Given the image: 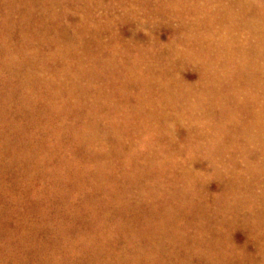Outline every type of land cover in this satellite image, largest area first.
Segmentation results:
<instances>
[{
    "label": "rangeland",
    "instance_id": "1",
    "mask_svg": "<svg viewBox=\"0 0 264 264\" xmlns=\"http://www.w3.org/2000/svg\"><path fill=\"white\" fill-rule=\"evenodd\" d=\"M136 1L0 0V7L3 8H0V13L3 12L2 16L0 14V264H11L12 261V264H115L107 261L106 250L103 249L107 246V234L112 235V242L119 249L124 248L127 242L141 246L151 234L175 235L173 239L163 240L161 248L168 253L173 250L179 261L181 259V264H264V176L261 174L264 173V79L261 80L264 78V43L254 42L257 40L255 37L248 38L246 34L253 37L254 32L249 33L243 27L245 22L250 27L255 25L264 36V0ZM212 3H219L221 7L217 5L220 7L217 8ZM93 6L98 8L93 9ZM239 10L242 11L241 17ZM107 17L109 20H106ZM215 25L219 26L216 28ZM95 26L99 31L93 29ZM118 34L120 37H116ZM194 60H198V64ZM193 66L200 68L202 73ZM187 82L195 84L190 86ZM256 123H260L261 128ZM242 158L245 159L243 164ZM226 167L228 170H225ZM126 205L133 207L127 208ZM174 209H177L176 213ZM52 210L55 212L52 213ZM218 213H221L220 216ZM216 233L224 234L220 236ZM189 251L191 253L187 254ZM61 255L63 260L59 258Z\"/></svg>",
    "mask_w": 264,
    "mask_h": 264
},
{
    "label": "bare ground",
    "instance_id": "2",
    "mask_svg": "<svg viewBox=\"0 0 264 264\" xmlns=\"http://www.w3.org/2000/svg\"><path fill=\"white\" fill-rule=\"evenodd\" d=\"M56 1V0H55ZM65 1V0H64ZM92 1V0H91ZM105 1V0H104ZM107 2H108V0H106ZM126 1V0H125ZM131 1V0H130ZM136 1V0H135ZM139 1V0H138ZM138 1H136V3L138 2ZM150 1V0H149ZM232 1V0H231ZM234 1H236V0H234ZM52 2V1H51ZM141 2V1H140ZM143 2V1H142ZM147 2V1H146ZM153 2V1H152ZM214 2V1H213ZM216 2V1H215ZM240 2V1H239ZM238 2V3H239ZM243 2V1H242ZM58 3V2H57ZM118 3V2H117ZM120 3V2H119ZM135 3V2H134ZM209 3V2H208ZM234 4H235V2H233ZM237 3V2H236ZM245 4H246V2H244ZM53 4V3H52ZM107 4H109V3H107ZM212 4H214V3H212ZM224 4V3H223ZM234 4H233V6H234ZM241 4V3H240ZM65 5H66V3H65ZM77 5V4H76ZM75 5V6H76ZM97 5V4H96ZM120 5V4H119ZM132 5V4H131ZM214 5H216V4H214ZM217 5H219V3L217 4ZM216 5V7L218 8L219 6H217ZM236 5H238V4H236ZM2 6V5H1ZM55 6H56V4H55ZM82 6V5H81ZM80 6V7H81ZM146 6H147V3H146ZM229 6V5H228ZM78 7L79 6H77V8L76 9H78ZM94 8L93 9H95V7L96 8H98L97 6H93ZM102 7V6H101ZM172 7V6H171ZM221 7V6H220ZM219 7V8H220ZM227 7V6H226ZM232 7V6H231ZM0 8H2V7H0ZM54 8H56V7H54ZM58 8H62V7H58ZM106 8V7H105ZM176 8V7H175ZM174 8V9H175ZM195 8V7H194ZM216 8V9H217ZM3 9V8H2ZM80 9V8H79ZM130 9V8H129ZM204 9V8H203ZM223 8H221V10H222ZM228 9V8H227ZM70 10V9H69ZM86 10V9H85ZM206 10V9H205ZM204 10V11H205ZM214 10V9H213ZM4 11V10H3ZM55 11V10H54ZM53 11V12H54ZM58 11H59V9H58ZM72 12H74V10H71ZM96 11V10H95ZM103 11H104V9H103ZM106 11V10H105ZM104 11V12H105ZM229 11V10H228ZM237 11V10H236ZM246 11V10H245ZM245 11H244V13H245ZM38 12V11H37ZM50 12V11H49ZM108 12H110V11H108ZM111 12H113V11H111ZM166 12V11H165ZM213 12V11H212ZM231 12V11H230ZM239 12H240V17H241V13H242V11L241 10H239ZM1 13H3V12H1ZM0 13V14H1ZM44 13V12H43ZM52 13V12H51ZM76 13V12H75ZM84 13V12H83ZM103 13V12H102ZM120 13H122V12H120ZM53 14V13H52ZM85 14H87V11H86V13ZM96 14V13H95ZM111 14V13H110ZM110 14H109V16H110ZM202 14V13H201ZM214 14V13H213ZM230 14V13H229ZM231 14H232V12H231ZM233 14H235V13H233ZM239 14V13H238ZM45 15V14H44ZM79 15V14H78ZM103 15V14H102ZM105 15V14H104ZM215 15V14H214ZM219 15H220V13H219ZM237 15V14H236ZM244 15V14H243ZM1 16H2V14H1ZM20 16H21V12H20ZM55 15H53V17H54ZM60 16H62V15H60ZM84 16V15H83ZM108 16V17H109ZM200 16V15H199ZM204 16V15H203ZM221 16V15H220ZM223 16V15H222ZM41 17V16H40ZM89 16H87V18H88ZM108 17H107V19L106 20H109L108 19ZM147 17H148V15H147ZM235 17V16H234ZM84 18H85V16H84ZM100 18V20H101V17H99ZM106 18V17H105ZM216 18V17H215ZM239 18V17H238ZM98 19V18H97ZM132 19V18H131ZM151 19V18H150ZM155 19H158V18H155ZM161 19V18H160ZM182 19V18H181ZM195 19V18H194ZM201 19V18H200ZM232 19V18H231ZM241 19V18H240ZM244 20H245V18H243ZM242 19V20H243ZM23 20V19H22ZM81 20V19H80ZM79 20V21H80ZM99 20V19H98ZM115 20V19H114ZM134 20H137V19H134ZM154 20V19H153ZM165 20V19H164ZM196 20V19H195ZM210 20V19H209ZM222 20V19H221ZM224 20V19H223ZM235 21H236V19H234ZM85 21V20H84ZM139 21V20H138ZM145 21H150V20H145ZM166 21V20H165ZM112 22V21H111ZM141 22V21H140ZM167 22V21H166ZM223 22V21H222ZM233 22V21H232ZM232 22H231V24H232ZM78 23V22H77ZM97 23V22H96ZM96 23H95V25H96ZM124 23V22H123ZM173 23V22H172ZM179 23V22H178ZM225 23V22H224ZM238 23H240V22H238ZM0 24H1V21H0ZM69 24V23H68ZM79 24V23H78ZM82 24V23H81ZM80 24V25H81ZM86 24H87V22H86ZM86 24H85V26H86ZM102 24V23H101ZM105 24H106V22H105ZM128 24V23H127ZM135 24V23H134ZM201 24V23H200ZM206 24V23H205ZM218 24L219 25H221L220 24V21L218 22ZM236 24H237V22H236ZM235 24V25H236ZM84 25V24H83ZM89 26H90V24H88ZM124 25V24H123ZM129 25V24H128ZM136 25V24H135ZM173 25V24H172ZM199 25V24H198ZM204 25V24H203ZM219 25H217V26H219ZM101 26V25H100ZM117 26V25H116ZM133 26V25H132ZM151 26H152V24H151ZM171 26V25H170ZM189 26V25H188ZM216 26V25H215ZM217 26H216V28H217ZM238 26H241V25H238ZM246 27L247 29H248V31H247V29L246 30H244V31H247V32H249V33H251L252 31L254 32V36L252 37L250 34L248 35V34H246V36L249 38V37H251V38H256L257 40L256 41H254V42H259V43H264V36H263V33L258 29V27L257 26H255V25H252V27H250V25L248 24V23H244V25H243V27ZM48 27H50V25L48 26ZM62 27V26H61ZM60 27V28H61ZM98 27V26H97ZM96 26H95V28L93 27V29H96L97 28ZM106 27H108V26H106ZM168 27H169V25H168ZM174 27V26H173ZM190 27V26H189ZM195 27V26H194ZM227 27V26H226ZM234 27H237V26H234ZM59 28V29H60ZM70 28V27H69ZM73 28V27H72ZM92 28V27H91ZM115 29H116V27H114ZM132 28V27H131ZM191 28V27H190ZM196 28V27H195ZM229 28H231V27H229ZM239 28V27H238ZM67 29H68V27H67ZM76 29V28H75ZM98 29V31H99V28H97ZM96 29V30H97ZM101 29H102V27H101ZM100 29V30H101ZM114 29V30H115ZM180 30H181V28H179ZM215 29V28H214ZM240 29V28H239ZM62 30V29H61ZM70 30V29H69ZM68 30V31H69ZM95 30V31H96ZM113 30V31H114ZM119 30V29H118ZM183 30V29H182ZM181 30V31H182ZM60 31V30H59ZM67 31V30H66ZM67 31V32H68ZM92 31V30H91ZM226 31H227V29H226ZM225 31V32H226ZM229 31V30H228ZM231 31V30H230ZM67 32H66V34H67ZM72 32H74V31H72ZM88 32V31H87ZM110 32V31H109ZM120 32H122V31H120ZM212 32V31H211ZM216 32V31H215ZM233 32H234V29H233ZM52 33V32H51ZM50 33V34H51ZM60 33H61V31H60ZM62 33H64L65 34V32H62ZM63 34V35H64ZM80 34V33H79ZM82 34H84V33H82ZM95 34V33H94ZM96 34H97V32H96ZM115 34H117V33H115ZM180 34V33H179ZM179 34H178V36H179ZM186 34V33H185ZM221 34H223V33H221ZM227 34V33H226ZM237 34V33H236ZM60 35V34H59ZM92 35V34H91ZM104 35V34H103ZM110 36H111V34H109ZM119 35V36H118ZM116 37H120V34H118ZM123 35H124V33H123ZM123 35H121V36H123ZM187 35V34H186ZM190 35V34H189ZM225 35V34H224ZM66 36V35H65ZM79 36H81V35H79ZM99 36V35H98ZM216 36V35H215ZM223 36V35H222ZM227 36V35H226ZM82 37H83V35H82ZM89 37V36H88ZM115 37V38H116ZM124 37V36H123ZM217 37H219L218 35H217ZM217 37H215V38H217ZM242 37V36H241ZM21 38V37H20ZM67 38V37H66ZM113 38V37H112ZM68 39V38H67ZM85 39V38H84ZM98 39V38H97ZM117 39V38H116ZM207 39V38H206ZM224 39V38H223ZM247 39V38H246ZM41 40V39H40ZM105 40V39H104ZM113 40H114V38H113ZM129 41H131L130 39H128ZM133 40V39H132ZM180 40V39H179ZM230 40V39H229ZM232 40V39H231ZM247 40H249V39H247ZM7 41V40H6ZM121 41V40H120ZM151 41V40H150ZM156 41V40H155ZM220 41H221V39H220ZM238 41V40H237ZM25 42V41H24ZM28 42H30V41H28ZM48 42V41H47ZM177 42V41H176ZM175 42V43H176ZM179 42V41H178ZM211 42H213V41H211ZM210 42V43H211ZM224 42V41H223ZM141 43V42H140ZM139 43V44H140ZM148 43V42H147ZM152 43H154L153 42V40H152ZM180 43V42H179ZM214 43V42H213ZM226 43V42H225ZM237 43V42H236ZM110 43H106V45H109ZM112 44V43H111ZM133 44V43H132ZM134 44H135V41H134ZM138 44V45H139ZM159 44H160V42H159ZM173 44V43H172ZM136 45V44H135ZM150 45V44H149ZM164 45V44H163ZM264 45V44H263ZM137 46V45H136ZM135 46V47H136ZM262 46V45H261ZM29 47V46H28ZM32 47V46H31ZM264 47V46H263ZM34 48V47H33ZM149 48V47H148ZM12 49V48H11ZM35 49V48H34ZM110 49V48H109ZM119 49H120V47H119ZM208 50V49H207ZM8 51H9V49H8ZM11 51V50H10ZM10 51H9V53H10ZM108 51V50H107ZM17 53H18V51H17ZM110 53H112L111 52V50H110ZM122 53V52H121ZM154 53V52H153ZM204 53H205V51H204ZM11 54V53H10ZM109 54V53H108ZM136 54V53H135ZM6 55V54H5ZM90 55V54H89ZM107 55V54H106ZM106 55H104V56H106ZM208 55V54H207ZM211 55V54H210ZM209 55V56H210ZM262 55V54H261ZM263 55H264V53H263ZM139 56V55H138ZM25 57V56H24ZM117 57V56H116ZM149 57V56H148ZM151 57V56H150ZM204 57H206V56H204ZM212 57V56H211ZM263 57V56H262ZM103 58H105V60H108L106 57H103ZM102 58V59H103ZM192 58H194V57H192ZM200 58V57H199ZM202 58V57H201ZM102 59H100V60H102ZM142 59V58H141ZM190 59V58H189ZM198 59V58H197ZM257 59H259V58H257ZM257 59H255V61L254 62H256L257 63ZM262 59V58H261ZM260 59V60H261ZM22 60V59H21ZM105 60H103V61H105ZM117 60V59H116ZM132 60V59H131ZM0 61H1V59H0ZM26 61V60H25ZM184 61V60H183ZM187 61V60H186ZM185 61V62H186ZM194 61H196V60H194ZM198 61V60H197ZM196 61V62H197ZM31 62V61H30ZM165 62V61H164ZM258 62H260V61H258ZM264 62V61H263ZM23 63H24V61H23ZM27 63H29V62H27ZM27 63H25V64H27ZM101 62H99V64H100ZM137 63V62H136ZM145 63V62H144ZM172 63V62H171ZM179 63V62H178ZM188 63H191V62H188ZM2 64V63H1ZM1 64H0V66H1ZM30 64H32V63H30ZM147 64V63H146ZM157 64V63H156ZM165 64H166V62H165ZM195 64V63H194ZM197 64H198V62H197ZM148 65V64H147ZM173 65V64H172ZM196 65V64H195ZM263 65H264V63H263ZM103 66V65H102ZM139 66V65H138ZM143 66V65H142ZM174 66H176V65H174ZM178 66V65H177ZM198 66V65H197ZM146 67V66H145ZM163 67H164V65H163ZM194 67V66H193ZM196 67V66H195ZM194 67V68H195ZM1 68V67H0ZM101 68V67H100ZM141 68V67H140ZM197 68V67H196ZM9 69V68H8ZM14 69V68H13ZM29 69V68H28ZM156 69V68H155ZM168 69V68H167ZM174 69V68H173ZM182 69V68H181ZM198 69V68H197ZM200 69V68H199ZM197 70V71H200V70ZM12 70V69H11ZM102 70V69H101ZM130 70H131V68H130ZM162 70V69H161ZM166 70V69H165ZM164 70V71H165ZM170 70V69H169ZM168 70V71H169ZM176 70V69H175ZM174 70V71H175ZM255 70V69H254ZM10 71V70H9ZM132 71V70H131ZM155 71V70H154ZM167 71V72H168ZM173 71V70H172ZM177 71H179V70H177ZM8 72V71H7ZM14 72V71H13ZM18 72V71H17ZM161 72H163V71H161ZM176 72V71H175ZM201 72V71H200ZM205 72V71H204ZM15 73V72H14ZM202 73V72H201ZM162 74V73H161ZM18 75V74H17ZM169 75V74H168ZM172 75V74H171ZM200 75V74H199ZM11 76H13V75H11ZM30 76V75H29ZM17 77V76H16ZM85 77V76H84ZM0 78H1V76H0ZM5 78H6V80H7V77L5 76ZM20 78V77H19ZM103 78V77H102ZM134 78H135V76H134ZM201 78V77H200ZM3 79V78H2ZM86 79V78H85ZM106 79V78H105ZM104 79V80H105ZM136 79H137V77H136ZM135 79V80H136ZM264 78H262L261 80H263ZM182 80V79H181ZM4 81V80H3ZM86 81V80H85ZM16 82H17V80H16ZM88 82V81H87ZM86 82V83H87ZM175 82V81H174ZM178 82V81H177ZM186 82V81H185ZM1 83V82H0ZM20 83V82H19ZM85 83V82H84ZM89 83V82H88ZM188 83V82H187ZM262 83V82H261ZM10 84H11V82H10ZM157 84V83H156ZM189 85H190V83H188ZM192 84H195V83H192ZM191 84V85H192ZM44 85V84H43ZM42 85V86H43ZM177 85V84H176ZM188 85V86H189ZM190 85V86H191ZM8 88H10V87H8ZM39 88V87H38ZM43 89H44V86L42 87ZM86 88V87H85ZM186 88V87H185ZM6 89V88H5ZM11 89V88H10ZM109 89V88H108ZM86 90V89H85ZM18 91V90H17ZM26 91V90H25ZM75 91V90H74ZM21 92V91H20ZM35 92V91H34ZM33 92V93H34ZM185 92V91H184ZM250 92V91H249ZM6 93V92H5ZM7 93H8V91H7ZM11 93H13V92H11ZM166 93V92H165ZM40 94V93H39ZM170 94V93H169ZM179 94H181V93H179ZM178 94V95H179ZM4 95V94H3ZM11 95V94H10ZM14 95V94H13ZM182 95V94H181ZM241 95V94H240ZM18 96V95H17ZM25 95L23 94V97H24ZM176 96V95H175ZM14 97V96H13ZM224 97V96H223ZM259 96H257V98H258ZM27 98V97H26ZM72 98V97H71ZM71 98H69V99H71ZM142 98V97H141ZM156 98V97H155ZM29 99V98H28ZM27 99V100H28ZM191 99V98H190ZM250 99V98H249ZM5 100V99H4ZM10 100V99H9ZM14 100V99H13ZM252 100H254L253 99V97H252ZM48 101H50V100H48ZM72 101V100H71ZM84 101V100H83ZM130 101V100H129ZM138 101V100H137ZM245 101V100H244ZM255 101V100H254ZM5 102V101H4ZM20 102H21V100H20ZM25 102V101H24ZM28 102V101H27ZM160 102V101H159ZM252 102V101H251ZM256 102H257V100H256ZM261 102V101H260ZM8 103V102H7ZM14 102H12V104H13ZM15 103H17V101L15 102ZM14 103V104H15ZM22 103V102H21ZM38 103H39V101H38ZM148 103V102H147ZM24 104V103H23ZM22 104V105H23ZM42 104L44 105V102H42ZM41 104V105H42ZM50 104H51V102H50ZM135 104V103H134ZM184 104V103H183ZM21 105V104H20ZM27 105H28V103H27ZM26 104H25V106H27ZM37 105H39L40 106V104H37ZM122 105V104H121ZM150 105V104H149ZM14 106V105H13ZM24 106V107H25ZM135 106H137V105H135ZM161 105H159V107H160ZM255 106V105H254ZM254 106H252V107H254ZM38 107V106H37ZM42 107V106H41ZM67 107V106H66ZM124 107V106H123ZM153 107V106H152ZM162 107V106H161ZM256 107H258V104L256 105ZM256 107H254V108H256ZM25 108H28V107H25ZM61 108V107H60ZM137 108V107H136ZM6 109V108H5ZM7 109H8V107H7ZM14 109V108H13ZM15 109H16V107H15ZM19 109V108H18ZM21 109V108H20ZM64 109V108H63ZM125 109V108H124ZM158 109V108H157ZM161 109V108H160ZM253 109V108H252ZM252 109H250V110H252ZM32 110H33V108H32ZM39 110H41V109H39ZM45 110H47V107H45ZM62 110V109H61ZM109 110V109H108ZM151 110H152V108H151ZM155 110V109H154ZM189 110V109H188ZM199 110V109H198ZM197 110V111H198ZM201 110V109H200ZM257 111H260L261 112V110H258V109H256ZM15 111V110H14ZM17 111V110H16ZM21 111V110H20ZM24 111H25V109H24ZM48 111V110H47ZM52 111V110H51ZM73 111V110H72ZM77 111H79V110H77ZM142 111V110H141ZM146 111V110H145ZM196 111V112H197ZM255 111V110H254ZM5 112V111H4ZM30 112V111H29ZM34 112V111H33ZM36 113H37V111H35ZM63 112H65V111H63ZM94 112V111H93ZM199 112V111H198ZM197 112V113H198ZM200 112H202V111H200ZM256 112V111H255ZM24 113V112H23ZM22 113V114H23ZM45 113V112H44ZM43 113V114H44ZM78 113V112H77ZM80 113V112H79ZM84 113V112H83ZM95 113V112H94ZM152 113V112H151ZM173 113V112H172ZM211 113V112H210ZM257 113V112H256ZM64 114V113H63ZM74 114V113H73ZM92 113H90V115H91ZM97 114V113H96ZM145 114H147V113H145ZM150 114V113H149ZM165 114H167V113H165ZM212 114V113H211ZM24 115V114H23ZM39 115V114H38ZM37 115V116H38ZM54 115V114H53ZM65 115V114H64ZM11 116H13L12 114H11ZM18 116H19V114H18ZM45 116H47V115H45ZM51 116V115H50ZM56 116V115H55ZM97 116H98V114H97ZM139 116V115H138ZM159 116V115H158ZM182 116V115H181ZM15 117V116H14ZM65 117V116H64ZM131 117V116H130ZM129 117V118H130ZM133 117V116H132ZM140 117V116H139ZM163 117V116H162ZM164 117H165V115H164ZM204 117H206V116H204ZM258 117V116H257ZM22 118V117H21ZM32 118V117H31ZM40 118V117H39ZM48 118V117H47ZM50 118V117H49ZM69 118V117H68ZM67 118V119H68ZM96 118V117H95ZM97 118H99V116L97 117ZM142 118V117H141ZM145 118V117H144ZM144 118L142 119V120H144ZM159 118V117H158ZM183 118H184V116H183ZM246 118H248V117H246ZM255 118V117H254ZM12 119V118H11ZM14 119V118H13ZM12 119V120H13ZM34 119V118H33ZM126 119V118H125ZM124 119V120H125ZM139 119V118H138ZM169 119V118H168ZM178 119H179V117H178ZM185 119V118H184ZM184 119H182V120H184ZM189 119V118H188ZM243 119V118H242ZM1 120V119H0ZM9 120V119H8ZM44 121L43 122H45V119H43ZM58 120V119H57ZM57 120H56V122H57ZM71 120H72V118H71ZM93 120H95L94 118H93ZM102 120V119H101ZM123 120V119H122ZM190 120V119H189ZM205 120H207L206 118H205ZM255 120H257V119H255ZM3 121V120H2ZM18 121H19V119H18ZM21 121V120H20ZM30 121V120H29ZM37 120H35V122H36ZM41 122H42V120H40ZM48 121H50V120H48ZM61 121V120H60ZM68 121V120H67ZM67 121H66V123H67ZM75 121V120H74ZM151 121H153V120H151ZM161 121V120H160ZM159 121V122H160ZM172 121H173V123H174V120L172 119ZM191 121V120H190ZM208 121V120H207ZM238 121H239V119H238ZM247 121V120H246ZM5 122H6V119H5ZM4 122V123H5ZM32 122V121H31ZM70 122V121H69ZM98 122V121H97ZM155 122V121H154ZM2 124H3V122H1ZM33 123V122H32ZM40 123V122H39ZM39 123H37V124H39ZM50 123V122H49ZM63 123V122H62ZM94 123V122H93ZM92 123V124H93ZM149 123H151V122H149ZM240 123V122H239ZM13 124V123H12ZM95 124V123H94ZM93 124V125H94ZM170 123H168V125H169ZM171 124H172V122H171ZM191 124V123H190ZM225 124V123H224ZM254 124V123H253ZM257 124V126H260V128H261V126L262 125H258V124H260V123H256ZM10 125V124H9ZM15 125H16V123H15ZM20 125V124H19ZM27 125V124H26ZM36 125V124H35ZM52 125V124H51ZM66 125V124H65ZM157 125V124H156ZM167 125V124H166ZM168 125H167V127H168ZM75 126V125H74ZM161 126V125H160ZM172 126V125H171ZM216 126V125H215ZM3 127V126H2ZM18 127V126H17ZM57 127V126H56ZM70 127V126H69ZM73 127V126H72ZM226 127V126H225ZM49 128V127H48ZM67 128V127H66ZM107 128V127H106ZM157 128V127H156ZM160 128V127H159ZM163 128V127H162ZM259 128V129H260ZM6 129V128H5ZM19 129V128H18ZM22 129V128H21ZM26 129V128H25ZM37 129V128H36ZM64 129V128H63ZM92 129V128H91ZM101 129V128H100ZM164 129V128H163ZM216 129V128H215ZM236 129V128H235ZM258 129V128H257ZM9 130V129H8ZM30 130V129H29ZM33 131H34V129H32ZM39 130V129H38ZM51 130V129H50ZM58 130V129H57ZM60 130V129H59ZM73 130V129H72ZM71 130V131H72ZM139 130H141V129H139ZM162 130V129H161ZM165 130V129H164ZM164 130H163V132H164ZM167 131H169L168 129H166ZM226 130V129H225ZM61 131H63V130H61ZM97 131V130H96ZM234 131H236V130H234ZM14 132V131H13ZM17 132V131H16ZM44 132V131H43ZM194 132V131H193ZM218 132V131H217ZM260 132H262V131H260ZM10 133V132H9ZM40 133V132H39ZM38 133V134H39ZM49 133V132H48ZM66 133H67V131H66ZM92 133V132H91ZM170 133H171V130H170ZM169 133V134H170ZM239 133H240V131H239ZM16 134V133H15ZM23 134V133H22ZM85 134V133H84ZM87 134V133H86ZM167 134V133H166ZM17 135V134H16ZM19 135V134H18ZM29 135V134H28ZM71 135V134H70ZM158 135H160V134H158ZM202 135H204V134H202ZM217 135V134H216ZM239 135V134H238ZM43 136V135H42ZM50 136V135H49ZM65 136V135H64ZM67 136V135H66ZM90 136H92V134L90 135ZM197 136V135H196ZM199 136H200V134H199ZM4 137V136H3ZM7 137V136H6ZM21 137V136H20ZM33 137H35V136H33ZM32 137V138H33ZM36 137H38V135L36 136ZM68 137V136H67ZM152 137V136H151ZM154 137V136H153ZM166 137V136H165ZM193 137V136H192ZM238 137V136H237ZM10 138H11V136H10ZM17 138H18V136H17ZM31 138V137H30ZM87 138V137H86ZM93 138V137H92ZM162 138V137H161ZM160 138V139H161ZM171 138H172V136H171ZM191 138V137H190ZM206 138V137H205ZM215 138V137H214ZM29 139V138H28ZM33 139H35V138H33ZM66 139V138H65ZM83 139H85V138H83ZM89 140H91L90 138H88ZM198 139V138H197ZM216 139V138H215ZM221 139V138H220ZM27 140V139H26ZM36 140V139H35ZM41 140V139H40ZM57 140V139H56ZM69 140H71V139H69ZM86 140V139H85ZM95 140V139H94ZM195 140V139H194ZM204 140V139H203ZM203 140H202V142H203ZM235 140V139H234ZM20 141V140H19ZM22 141V140H21ZM39 141V140H38ZM97 141V140H96ZM216 141V140H215ZM224 141V140H223ZM35 142V141H34ZM48 142V141H47ZM78 142V141H77ZM98 142V141H97ZM164 142V141H163ZM204 142H207L206 140L204 141ZM203 142V143H204ZM211 142V141H210ZM230 142H231V140H230ZM14 143V142H13ZM53 143V142H52ZM100 143V142H99ZM194 143V142H193ZM229 143V142H228ZM234 143V142H233ZM15 144V143H14ZM48 144V143H47ZM68 144V143H67ZM76 144V143H75ZM80 144V143H79ZM101 144V143H100ZM200 145L202 144L201 142L199 143ZM218 144H220V143H218ZM237 144V143H236ZM27 145V144H26ZM164 145V144H163ZM205 145H207V144H205ZM205 145H203V147L205 146ZM230 145H233V144H230ZM12 146V145H11ZM19 146V145H18ZM25 146V145H24ZM63 146V145H62ZM78 146V145H77ZM107 146V145H106ZM209 146V145H208ZM218 146V145H217ZM26 147V146H25ZM36 147V146H35ZM56 147V146H55ZM70 147V146H69ZM182 147V146H181ZM184 147V146H183ZM182 147V148H183ZM195 147H197V146H195ZM212 146H210V148H211ZM219 147V146H218ZM45 148V147H44ZM64 148V147H63ZM71 148V147H70ZM74 148V147H73ZM78 148V147H77ZM81 148V147H80ZM86 148H87V146H86ZM101 148V147H100ZM162 148H164V147H162ZM180 148V147H179ZM186 148V147H185ZM224 148V147H223ZM29 149V148H28ZM34 149V148H33ZM37 149V148H36ZM52 149V148H51ZM65 149V148H64ZM76 149V148H75ZM90 149V148H89ZM92 149V148H91ZM188 149V148H187ZM198 149H200V147L198 148ZM230 149V148H229ZM80 150V149H79ZM172 150V149H171ZM181 150V149H180ZM186 150V149H185ZM62 151H63V149H62ZM83 151V150H82ZM96 151V150H95ZM175 151V150H174ZM196 151H197V149H196ZM203 151H205V150H200V152H203ZM225 151L227 152V150L225 149ZM224 151V152H225ZM15 152V151H14ZM38 152V151H37ZM53 152H55V151H53ZM79 152H81V151H79ZM87 152V151H86ZM108 152V151H107ZM179 152V151H178ZM183 152V151H182ZM185 152V151H184ZM187 152V151H186ZM198 152V151H197ZM238 152V151H237ZM240 152V151H239ZM83 153V152H82ZM81 153V154H82ZM85 153V152H84ZM83 153V154H84ZM92 153V152H91ZM162 153V152H161ZM177 153V152H176ZM191 153V152H190ZM210 153V152H209ZM218 153H219V151H218ZM217 153V154H218ZM222 153H223V151H222ZM229 153V152H228ZM233 153H234V151H233ZM241 153V152H240ZM239 153V154H240ZM247 154V152H244V154ZM27 154V153H26ZM97 154V153H96ZM100 154V153H99ZM149 154V153H148ZM174 154H175V152H174ZM194 154L195 153H193V156H194ZM202 155H203V153H201ZM225 154V153H224ZM242 154V153H241ZM34 155V154H33ZM49 155H50V153H49ZM53 155H57V154H53ZM78 155V154H77ZM84 155H86V154H84ZM101 155V154H100ZM99 155V156H100ZM188 155V154H187ZM196 155V154H195ZM207 155H209V154H207ZM206 155V156H207ZM48 156V155H47ZM47 156H45V157H47ZM62 156V155H61ZM60 156V157H61ZM74 156V155H73ZM163 156V155H162ZM178 156V155H177ZM192 156V155H191ZM197 156V155H196ZM201 156V155H200ZM215 156V155H214ZM217 156V155H216ZM222 156H223V154H222ZM246 156H248V155H246ZM20 157V156H19ZM38 157V156H37ZM50 157V156H49ZM51 157H53L52 155H51ZM50 157V158H51ZM54 157H56V156H54ZM72 157V156H71ZM92 157V156H91ZM179 157V156H178ZM208 157V156H207ZM6 158V157H5ZM68 158V157H67ZM75 158V157H74ZM100 158H103V157H100ZM105 158V157H104ZM138 158V157H137ZM139 158H140V156H139ZM188 158V157H187ZM186 158V159H187ZM196 158V157H195ZM197 158H199V157H197ZM222 158V157H221ZM4 159V158H3ZM44 159V158H43ZM135 159V158H134ZM147 159V158H146ZM161 159V158H160ZM182 159V158H181ZM186 159H185V161H186ZM192 159V158H191ZM194 159V158H193ZM1 160V159H0ZM9 160V159H8ZM17 160V159H16ZM38 160V159H37ZM52 160V159H51ZM82 160V159H81ZM87 160V159H86ZM100 160H102V159H100ZM179 160V159H178ZM183 160V159H182ZM181 160V161H182ZM242 161V164L244 163L243 161H245V159L243 160V158L241 159ZM40 161V160H39ZM42 161V160H41ZM72 161V160H71ZM104 161V160H103ZM107 161V160H106ZM105 161V162H106ZM137 161V160H136ZM141 161V160H140ZM147 161H149V160H147ZM164 161H165V159H164ZM187 161H189V160H187ZM194 161H196V159L194 160ZM211 161H212V159H211ZM35 162V161H34ZM60 162V161H59ZM80 162V161H79ZM79 162H77V163H79ZM142 162V161H141ZM151 162V161H150ZM153 162V161H152ZM177 162V161H176ZM182 162H184V161H182ZM217 162H218V160H217ZM20 163V162H19ZM38 163V162H37ZM71 163V162H70ZM101 163V162H100ZM210 163V162H209ZM222 163V162H221ZM32 164V163H31ZM34 164V163H33ZM39 164V163H38ZM44 164V163H43ZM42 164V165H43ZM55 164H57V163H55ZM83 164V163H82ZM92 164V163H91ZM94 164V163H93ZM158 164V163H157ZM159 164L161 165V163L159 162ZM191 164V163H190ZM189 164V165H190ZM40 165V164H39ZM59 165V164H58ZM102 165H103V163H102ZM119 165H121V164H119ZM155 165V164H154ZM241 165V164H240ZM253 165V164H252ZM252 165H251V167H252ZM264 165V164H263ZM41 166V165H40ZM55 166V165H54ZM53 166V167H54ZM61 166V165H60ZM94 166V165H93ZM135 166H136V164H135ZM191 166V165H190ZM217 166H218V164H217ZM220 166V165H219ZM235 166V165H234ZM245 166H246V164H245ZM249 166V165H248ZM28 167V166H27ZM45 167H47V166H45ZM52 167V168H53ZM56 167V166H55ZM54 167V168H55ZM78 167V166H77ZM82 167V166H81ZM118 167V166H117ZM120 167V166H119ZM130 167V166H129ZM132 167V166H131ZM162 167V166H161ZM164 167V166H163ZM18 168V167H17ZM23 168V167H22ZM31 168H32V166H31ZM38 168H40V167H38ZM42 168V167H41ZM48 168H50V167H48ZM51 168V169H52ZM54 168H53V170H54ZM59 168V167H58ZM106 168V167H105ZM104 168V169H105ZM125 168V167H124ZM134 168H136V167H134ZM227 168V167H226ZM20 169V168H19ZM30 169V168H29ZM43 169V168H42ZM57 169V168H56ZM56 169H55V171H56ZM84 169V168H83ZM88 169V168H87ZM107 169V168H106ZM112 169V168H111ZM118 169V168H117ZM120 169H122V166H121V168ZM131 169V168H130ZM230 169V168H229ZM233 169V168H232ZM254 169V168H253ZM252 169V170H253ZM28 170V169H27ZM50 170V169H49ZM49 170H48V172H49ZM64 170V169H63ZM67 170V169H66ZM85 170V169H84ZM109 170V169H108ZM153 170H154V168H153ZM157 170V169H156ZM169 170V169H168ZM225 170H228V168L227 169H225ZM250 170V169H249ZM261 170V169H260ZM55 171L53 172L54 174H55ZM76 171V170H75ZM77 171H78V169H77ZM182 171V170H181ZM28 172V171H27ZM88 172H90V171H88ZM93 172V171H92ZM117 172V171H116ZM116 172H113V173H116ZM119 172V171H118ZM121 172V171H120ZM125 172V171H124ZM131 172V171H130ZM138 172V171H137ZM182 172H184V171H182ZM239 172V171H238ZM241 172V171H240ZM260 172V171H259ZM33 172H31V174H32ZM52 173V174H53ZM85 173V172H84ZM128 173V172H127ZM150 173H151V171H150ZM154 173H155V171H154ZM153 173V174H154ZM244 173V172H243ZM18 174V173H17ZM38 174V173H37ZM44 174V173H43ZM42 174V175H43ZM49 174V173H48ZM51 174V173H50ZM94 174V173H93ZM97 174V173H96ZM133 174H134V172H133ZM153 174H151V175H153ZM157 174V173H156ZM196 174V173H195ZM254 175H255V173H253ZM261 174H263L262 176H264V173H261ZM14 175V174H13ZM34 175V174H33ZM32 175V176H33ZM41 175V176H42ZM83 175V174H82ZM136 175V174H135ZM144 175V174H143ZM146 175V174H145ZM150 175V176H151ZM194 175V174H193ZM236 175V174H235ZM243 175V174H242ZM247 175V174H246ZM249 175V174H248ZM254 175L252 176V177H254ZM7 176V175H6ZM9 176V175H8ZM27 176V175H26ZM38 176V175H37ZM45 176H47V174H45ZM51 176V175H50ZM55 176V175H54ZM53 176V177H54ZM62 176V175H61ZM91 176V175H90ZM148 176V175H147ZM210 176V175H209ZM251 176V175H250ZM260 176V175H259ZM258 176V177H259ZM28 177V176H27ZM44 176H42V178H43ZM57 177H59V175L57 176ZM92 177H93V175H92ZM94 177H95V174H94ZM107 177V176H106ZM143 177V176H142ZM154 177V176H153ZM172 177V176H171ZM179 177V176H178ZM221 177V176H220ZM240 177H241V175H240ZM257 177V176H256ZM261 177V176H260ZM259 177V178H260ZM31 178V177H30ZM33 178V177H32ZM56 178V177H55ZM54 178V179H55ZM132 178V177H131ZM247 178H248V176H247ZM258 178V179H259ZM38 179H39V177H38ZM45 179V178H44ZM64 179H66V178H64ZM104 179V178H103ZM142 179V178H141ZM148 179H149V177H148ZM169 179V178H168ZM167 179V180H168ZM174 179V178H173ZM194 179V178H193ZM245 179V178H244ZM5 180V179H4ZM61 180V179H60ZM68 180V179H67ZM93 180V179H92ZM108 180V179H107ZM143 180V179H142ZM141 180V181H142ZM147 180V179H146ZM174 180H176V178L174 179ZM190 180V179H189ZM256 181H257V179H255ZM3 181V180H2ZM63 181V180H62ZM104 181V180H103ZM119 181V180H118ZM153 181H154V179H153ZM158 181V180H157ZM245 181V180H244ZM255 181V182H256ZM31 182V181H30ZM43 182V181H42ZM50 182L52 183V181L50 180ZM54 182V181H53ZM67 182V181H66ZM80 182V181H79ZM134 182V181H133ZM174 182V181H173ZM178 182V181H177ZM189 182H191V181H189ZM258 182V181H257ZM6 183V182H5ZM35 183V182H34ZM44 183V182H43ZM73 183V182H72ZM147 183V182H146ZM159 183V182H158ZM9 184V183H8ZM38 184H40V183H38ZM54 184V183H53ZM57 184V183H56ZM62 184H63V182H62ZM71 184V183H70ZM77 184V183H76ZM78 184H80V183H78ZM82 184V183H81ZM94 184V183H93ZM99 184V183H98ZM135 184V183H134ZM142 184V183H141ZM147 184H149V183H147ZM168 184V183H167ZM5 185V184H4ZM10 185V184H9ZM12 185V184H11ZM59 185V184H58ZM92 185V184H91ZM109 185V184H108ZM145 186H146V184H144ZM155 185H156V183H155ZM164 185V184H163ZM170 185V184H169ZM256 185V184H255ZM258 185V184H257ZM33 186V185H32ZM34 186H35V184H34ZM44 186V185H43ZM45 186H47V185H45ZM56 186V185H55ZM62 187H65L66 186V184H65V186H63V185H61ZM71 186V185H70ZM73 186V185H72ZM71 186V187H72ZM124 186V185H123ZM149 186V185H148ZM159 186V185H158ZM167 187H168V185H166ZM193 186V185H192ZM242 186H244V185H242ZM247 186H248V184H247ZM48 187V186H47ZM50 187L51 186H49V189H50ZM83 187H85L84 185H83ZM89 187V186H88ZM99 187V186H98ZM97 187V188H98ZM112 187V186H111ZM139 187V186H138ZM156 187H157V185H156ZM176 187V186H175ZM182 187V186H181ZM194 187V186H193ZM236 187V186H235ZM37 188V190L39 189L38 187H36ZM43 188H45V187H42V189ZM56 188V187H55ZM81 188H82V185H81ZM106 188V187H105ZM186 188V187H185ZM250 188V187H249ZM256 188V187H255ZM257 188H259V187H257ZM264 188V187H263ZM29 189H32V188H29ZM54 189V188H53ZM133 189V188H132ZM145 189V188H144ZM146 189H147V187H146ZM148 189H150L149 187H148ZM160 189H161V187H160ZM164 189V188H163ZM241 189V188H240ZM34 190H35V188H34ZM45 190V189H44ZM55 190V189H54ZM68 190V189H67ZM78 190V189H77ZM98 190V189H97ZM105 190V189H104ZM114 190V189H113ZM170 190V189H169ZM179 190V189H178ZM177 190V191H178ZM187 190H189V189H187ZM234 190V189H233ZM29 191V190H28ZM39 191H41V188H40V190ZM58 191V190H57ZM150 191V190H149ZM155 191H157V189L155 190ZM167 191V190H166ZM172 191V190H171ZM256 191V190H255ZM34 192V191H33ZM48 192V191H47ZM113 192H115V191H113ZM128 192V191H127ZM144 192V191H143ZM146 192V191H145ZM161 192H163V190L161 191ZM243 192V191H242ZM32 193V192H31ZM36 193V192H35ZM42 193H44V191L42 192ZM50 193V192H49ZM63 193V192H62ZM110 193V192H109ZM163 193H165V191L163 192ZM167 193V192H166ZM176 193V192H175ZM193 193V192H192ZM232 193V192H231ZM230 193V194H231ZM238 193V192H237ZM236 193V195H238ZM257 194L259 193L258 192V190H257V192H256ZM33 194V193H32ZM38 194V193H37ZM55 194V193H54ZM70 194V193H69ZM73 194V193H72ZM93 194V193H92ZM153 194V193H152ZM195 194V193H194ZM253 194V193H252ZM45 195H47V194H44V196ZM52 195H53V192H52ZM57 195V194H56ZM55 195V196H56ZM77 195V194H76ZM109 195H111V194H109ZM114 195V194H113ZM135 195V194H134ZM138 195V194H137ZM142 195H143V193H142ZM156 195V194H155ZM170 195V194H169ZM185 195H186V193H185ZM190 195H191V193H190ZM200 195H202V194H200ZM243 195V194H242ZM251 195V194H250ZM70 195H68V198H70L69 197ZM95 196V195H94ZM98 196V195H97ZM101 196V195H100ZM103 196H105V194L103 195ZM125 196H126V194H125ZM147 196V195H146ZM193 196V195H192ZM205 196V195H204ZM233 196H234V194L232 195V198H233ZM258 195H256V197H257ZM8 197V196H7ZM52 197V196H51ZM54 197V196H53ZM134 197V196H133ZM167 197H169V196H167ZM172 197V196H171ZM224 197V196H223ZM255 197V198H256ZM9 198V197H8ZM45 198H47V197H45ZM73 198V197H72ZM71 198V199H72ZM143 198H144V195H143ZM179 198V197H178ZM177 198V199H178ZM183 198V197H182ZM181 198V199H182ZM254 198V199H255ZM259 198H260V196H259ZM262 198V200H263V197H261ZM1 199H2V197H1ZM40 199V198H39ZM44 199V198H43ZM48 199H49V197H48ZM139 199V198H138ZM187 199V198H186ZM227 199V198H226ZM242 199V198H241ZM253 199V200H254ZM257 199V198H256ZM55 200V199H54ZM91 200V199H90ZM111 200V199H110ZM156 200H157V198H156ZM183 200V199H182ZM188 200V199H187ZM192 200V199H191ZM198 200V199H197ZM196 200V201H197ZM204 200V199H203ZM259 200V199H258ZM57 201V200H56ZM61 201V200H60ZM64 201V200H63ZM159 201V200H158ZM176 201V200H175ZM185 201V200H184ZM183 201V202H184ZM209 201V200H208ZM226 201V200H225ZM231 201V200H230ZM229 201V202H230ZM233 201V200H232ZM256 201V200H255ZM33 202V201H32ZM55 202V201H54ZM97 202H98V200H97ZM112 202V201H111ZM116 202V201H115ZM114 202V203H115ZM157 202V201H156ZM163 202V201H162ZM182 202V201H181ZM180 202V203H181ZM193 202V201H192ZM207 202V201H206ZM226 202H228V201H226ZM235 202H236V199H235ZM238 202V201H237ZM38 203H40V202H38ZM49 203H51V201L49 202ZM57 203V202H56ZM71 203V202H70ZM108 203V202H107ZM122 203H123V201H122ZM126 203V202H125ZM130 203V202H129ZM164 203V202H163ZM177 203V202H176ZM188 203V202H187ZM190 203H191V201H190ZM257 203V202H256ZM36 204H37V202H36ZM41 204V203H40ZM142 204V203H141ZM158 204H159V202H158ZM185 204V203H184ZM189 204V203H188ZM203 204V203H202ZM231 204H232V202H231ZM8 205V204H7ZM106 205V204H105ZM112 205V204H111ZM114 205V204H113ZM156 205H157V203H156ZM172 205V204H171ZM170 205V206H171ZM182 205V204H181ZM206 206H207V204H205ZM258 205V204H257ZM55 206H57V205H55ZM102 206V205H101ZM122 206H124V205H122ZM127 206V205H126ZM139 206V205H138ZM137 206V207H138ZM148 206V205H147ZM158 206V205H157ZM197 206H198V204H197ZM230 206V205H229ZM34 207V206H33ZM63 207V206H62ZM129 207H133V205L132 206H130L129 205ZM128 206H127V208H129ZM149 207V206H148ZM147 207V208H148ZM176 207H179V206H176ZM189 207H190V205H189ZM217 207V206H216ZM232 207H233V205H232ZM258 207H259V205H258ZM38 208V207H37ZM95 208V207H94ZM121 208V207H120ZM126 208V209H127ZM134 208H136V207H134ZM133 208V209H134ZM143 208V207H142ZM162 208V207H161ZM179 208H181V207H179ZM192 208V207H191ZM222 208V207H221ZM224 208V207H223ZM228 208V207H227ZM65 209V208H64ZM73 209V208H72ZM122 209V208H121ZM133 209H131V210H133ZM185 209V208H184ZM205 210H206V208H204ZM218 209V208H217ZM145 210V209H144ZM150 210V209H149ZM160 210V209H159ZM175 210H177V209H174V212H175ZM106 211V210H105ZM135 211V212H134ZM171 211H172V209H171ZM188 211V213H189V210H187ZM241 211V210H240ZM250 211V210H249ZM259 211V210H258ZM55 211H53L52 210V213H54ZM64 212V211H63ZM74 212V211H73ZM88 212V211H87ZM133 212L134 213H136L137 212V210L135 209V210H133ZM145 212H147V211H145ZM154 212V211H153ZM161 212L162 211H160V215H161ZM165 212V211H164ZM167 212H169V211H167ZM173 212V211H172ZM192 212V211H191ZM202 211H200V213H201ZM231 212V211H230ZM32 213V212H31ZM72 213V212H71ZM113 213V212H112ZM142 213H144V212H142ZM148 213V212H147ZM170 213V212H169ZM176 213V212H175ZM181 213V212H180ZM195 213V212H194ZM213 213H216V212H213ZM234 213V212H233ZM240 213V212H239ZM244 213V212H243ZM1 214V213H0ZM59 214V213H58ZM182 214H184V213H182ZM203 214V213H202ZM219 214V213H218ZM221 214V213H220ZM220 214H219V216H220ZM245 214H246V212H245ZM33 215V214H32ZM76 215V214H75ZM78 215V214H77ZM139 215H141V214H139ZM146 215V214H145ZM150 215V214H149ZM152 215V217H153V213L151 214ZM172 215V214H171ZM185 215V214H184ZM193 215V214H192ZM209 215V214H208ZM214 215V214H213ZM237 215V214H236ZM254 215V214H253ZM109 216V215H108ZM120 216V215H119ZM141 216H143V214L141 215ZM141 216H140V218H141ZM174 216H176V215H174ZM203 216H206V215H203ZM238 216H239V214H238ZM237 216V217H238ZM256 216V215H255ZM9 217V216H8ZM112 217H113V215H112ZM158 217H159V215H158ZM161 217V216H160ZM160 217L158 218V219H160ZM162 217H164L163 215H162ZM191 217V216H190ZM200 217H202V215H200ZM209 217H211L210 215H209ZM214 217H216V216H214ZM55 218H56V216H55ZM57 218H60V217H58L57 216ZM77 218V217H76ZM116 218H117V216H116ZM120 218H123V217H121L120 216ZM143 218V217H142ZM146 218H147V216H146ZM176 219H177V217H175ZM186 218H187V216H186ZM193 218V217H192ZM207 218V217H206ZM213 218V217H212ZM230 218V217H229ZM255 218V217H254ZM254 218H253V220H254ZM71 219V218H70ZM110 219V218H109ZM112 219H114V217L112 218ZM124 219V218H123ZM138 219V218H137ZM152 219V218H151ZM158 219H156V221L158 220ZM164 219V218H163ZM197 219H199V218H197ZM205 219V218H204ZM241 219V218H240ZM23 220V219H22ZM121 221H122V219H120ZM140 220V219H139ZM177 220H179V218L177 219ZM181 220V219H180ZM194 220H196L195 218H194ZM211 220V219H210ZM248 220V219H247ZM251 220H252V218H251ZM63 221V220H62ZM137 221V220H136ZM154 221V220H153ZM160 221V220H159ZM185 221H186V219H185ZM184 221V222H185ZM190 221V220H189ZM198 221V220H197ZM213 221V220H212ZM229 221V220H228ZM230 221H231V218H230ZM242 221H243V219H242ZM249 221V220H248ZM260 221V220H259ZM2 222V221H1ZM101 222V221H100ZM111 222V221H110ZM141 222V221H140ZM148 222V221H147ZM146 221H145V223H147ZM179 222V221H178ZM187 222V221H186ZM185 222V223H186ZM209 222V221H208ZM207 222V223H208ZM253 222V224H254V221H251V223ZM6 223V222H5ZM60 223V222H59ZM156 223V222H155ZM158 223H160V222H158ZM174 223V222H173ZM188 223V222H187ZM194 223V222H193ZM206 223V222H205ZM239 223V222H238ZM256 223V222H255ZM9 224V223H8ZM11 224V223H10ZM122 224H123V222H122ZM141 224V223H140ZM152 224H154V223H152ZM189 224V223H188ZM65 225V224H64ZM147 225V224H146ZM177 225H180V223L179 224H177ZM214 225V224H213ZM235 225H236V223H235ZM238 225V224H237ZM241 226H242V224H240ZM246 225V224H245ZM249 225V224H248ZM140 226V225H139ZM190 226V225H189ZM194 226V225H193ZM232 226V225H231ZM244 226V225H243ZM251 226V225H250ZM62 227V226H61ZM67 227V226H66ZM66 227H64L65 229H66ZM71 227H72V225H71ZM81 227V226H80ZM88 227V226H87ZM130 227V226H129ZM144 227H145V224H144ZM211 227V226H210ZM214 227V226H213ZM216 227V226H215ZM237 227V226H236ZM240 227V226H239ZM252 227V226H251ZM50 228V227H49ZM126 228H128V227H126ZM135 228V227H134ZM190 228H191V226H190ZM212 228V227H211ZM235 228V227H234ZM244 228V227H243ZM2 229V228H1ZM4 229V228H3ZM48 229V228H47ZM88 229V228H87ZM90 229H92V227L91 228H89V231H90ZM139 229V228H138ZM138 229H137V231H138ZM142 229H143V227H142ZM170 229V228H169ZM193 229V228H192ZM248 229H252V228H248ZM247 229V230H248ZM49 230V229H48ZM68 230V229H67ZM83 230H84V228H83ZM111 230H112V228H111ZM124 230V229H123ZM140 230V229H139ZM146 230V229H145ZM212 230V229H211ZM211 230H209V231H211ZM220 230V229H219ZM19 231V230H18ZM23 231V230H22ZM29 231V230H28ZM45 231H47V230H45ZM69 231V230H68ZM181 231V230H180ZM190 231V230H189ZM196 231H198V230H196ZM250 231V230H249ZM248 231V232H249ZM253 231V230H252ZM25 232H26V230H25ZM47 232H49V231H47ZM77 232V231H76ZM85 232V231H84ZM118 232V231H117ZM141 232V231H140ZM170 232V231H169ZM194 232V231H193ZM192 232V234H194ZM7 233V232H6ZM127 233V232H126ZM142 233V232H141ZM149 233H150V231H149ZM197 233H199V232H197ZM208 233H210V232H208ZM230 233V232H229ZM2 234V233H1ZM27 234V233H26ZM107 234V233H106ZM168 234V233H167ZM186 234V233H185ZM200 234V233H199ZM217 234V233H216ZM219 234V233H218ZM217 234V235H218ZM222 234H224V233H222ZM221 234V235H222ZM253 234V233H252ZM258 234V233H257ZM2 235H4V234H2ZM13 235V234H12ZM11 235V236H12ZM30 235V234H29ZM82 235H83V233H82ZM94 235V234H93ZM97 235V234H96ZM209 235V234H208ZM211 235L212 234H210V237H211ZM220 235V234H219ZM220 235V236H221ZM231 235V234H230ZM248 235V234H247ZM85 236V235H84ZM90 236V235H89ZM146 236H147V234H146ZM196 236H199V235H197L196 234ZM201 236V235H200ZM199 236V237H200ZM253 236H254V234H253ZM258 236H259V234H258ZM17 237V236H16ZM68 237V236H67ZM98 237V236H97ZM186 237V236H185ZM194 237V236H193ZM209 237V238H210ZM217 237V236H216ZM230 237L231 236H229L228 238L230 239ZM257 237V236H256ZM263 237V236H262ZM64 238V237H63ZM173 238H175V235H172V237H168V236H159V235H154V234H151V235H148L147 236V240L145 239V242H144V244H141V246H139V245H135V244H133V243H129V242H127L126 244H125V247L124 248H121V249H119V248H117V244H116V246L113 244V242H112V235H109V234H107L106 236H105V240L107 241V246L106 247H104L103 249H105L106 250V255H107V261H113L115 264H181L180 262H181V259H180V261H179V258L173 253V250L172 251H169L170 253H168L167 251H165V250H163L162 248H161V244L163 243V240H166V239H168V240H170V239H173ZM179 238V237H178ZM177 238V239H178ZM215 238V237H214ZM251 238V237H250ZM19 239V238H18ZM85 239V238H84ZM94 239H96V238H94ZM190 239V238H189ZM225 239V238H224ZM228 239V240H229ZM246 239H247V237H246ZM249 239V238H248ZM257 239H259V238H257ZM7 240V239H6ZM56 240V239H55ZM70 240H71V238H70ZM75 240H76V238H75ZM78 240V239H77ZM82 240V239H81ZM123 240V239H122ZM221 240V239H220ZM228 240H226L227 242H228ZM254 240V239H253ZM66 241V240H65ZM80 241V240H79ZM84 241V240H83ZM87 241H88V239H87ZM218 241V240H217ZM222 241V240H221ZM252 241V240H251ZM50 242H51V240H50ZM64 242V241H63ZM118 242H119V240H118ZM208 242V241H207ZM255 242H256V240H255ZM258 242V241H257ZM39 243V242H38ZM37 243V244H38ZM71 243V242H70ZM84 243V242H83ZM88 243V242H87ZM98 243V242H97ZM116 243V242H115ZM215 243V242H214ZM223 243H225V242H223ZM261 243V242H260ZM259 243V244H260ZM262 243H263V239H262ZM19 244V243H18ZM36 244V245H37ZM81 244V243H80ZM80 244H78V245H80ZM218 244V243H217ZM225 244H227V243H225ZM229 244V243H228ZM232 244H234V243H232ZM13 245V244H12ZM76 245V244H75ZM84 245V244H83ZM214 245V244H213ZM213 245H211V246H213ZM222 245V244H221ZM224 245V244H223ZM243 245H244V243H243ZM264 245V244H263ZM39 246V245H38ZM81 246V245H80ZM189 246V245H188ZM216 246V245H215ZM232 246V245H231ZM255 247H256V245H255ZM18 248V247H17ZM22 248V247H21ZM37 248V247H36ZM56 248V247H55ZM60 248V247H59ZM76 248H79V247H76ZM75 248V249H76ZM181 248V247H180ZM192 248V247H191ZM212 248H214V247H212ZM211 248V249H212ZM220 248V247H219ZM235 248H236V246H235ZM255 249V248H254ZM257 249V248H256ZM264 249V248H263ZM177 250V249H176ZM192 250V249H191ZM232 252H234L233 251V249L231 248L230 249ZM25 251V250H24ZM55 251V250H54ZM58 251H59V249H58ZM65 251V250H64ZM73 251V250H72ZM104 251V250H103ZM183 251V250H182ZM184 251H185V249H184ZM188 251V250H187ZM216 251V250H215ZM230 251V252H231ZM257 251V250H256ZM258 251H260V247H259V250ZM264 251V250H263ZM63 252V251H62ZM67 252V251H66ZM69 252V251H68ZM75 252V251H74ZM73 252V254H75L76 255V253H74ZM95 252V251H94ZM211 252H212V250H211ZM227 252V251H226ZM225 252V253H226ZM231 252V253H232ZM236 252H237V250H236ZM254 252V251H253ZM253 252H251V255H252V253ZM84 253V252H83ZM99 253H101V252H99ZM191 252L189 251V253H187V254H190ZM235 253V252H234ZM238 253V252H237ZM244 253L246 254V252H245V250H244ZM24 254V253H23ZM79 254V253H78ZM226 254H229V253H226ZM225 254V255H226ZM256 254V253H255ZM71 255V254H70ZM239 255V254H238ZM242 255V254H241ZM57 256V255H56ZM59 256V255H58ZM72 256V255H71ZM104 256V255H103ZM168 256H169V259H168ZM237 256V255H236ZM256 256V255H255ZM45 257H47V256H45ZM70 257V256H69ZM76 257V259L78 258V255L77 256H75ZM74 257V258H75ZM93 257V256H92ZM96 257V256H95ZM227 257H229L228 255H227ZM242 257V256H241ZM251 257V256H250ZM31 258V257H30ZM59 258H63V256L61 255ZM87 258H88V256H87ZM90 258V257H89ZM98 258V257H97ZM229 258H231V257H229ZM237 258V257H236ZM238 258H239V256H238ZM42 259H43V257H42ZM66 259V258H65ZM79 259H80V257H79ZM81 259H84V258H82L81 257ZM225 259H226V256H225ZM235 259V258H234ZM257 259V258H256ZM11 260V259H10ZM63 260V259H62ZM70 261H71V259H69ZM72 260H74L73 258H72ZM78 260V259H77ZM91 260V259H90ZM93 260V259H92ZM104 260V259H103ZM191 260V259H190ZM232 260V259H231ZM249 260V259H248ZM67 261V260H66ZM95 261H96V258H95ZM227 261V260H226ZM54 262H56V261H54ZM58 262V261H57ZM56 262V263H57ZM77 262V261H76ZM87 262H89V261H87ZM228 262H229V260H228ZM232 262V261H231ZM250 262V261H249ZM12 263H13V261H12ZM11 263V264H12ZM29 263H31V261H29ZM64 263H66V262H64ZM67 263H69V261H67ZM112 263V262H111ZM188 263V262H187ZM220 263H221V261H220ZM251 263V262H250ZM255 263V262H254ZM253 263V264H254ZM27 264H28V262H27ZM44 264V263H43ZM57 264H59V263H57ZM86 264V263H85ZM231 264V263H230Z\"/></svg>",
    "mask_w": 264,
    "mask_h": 264
}]
</instances>
